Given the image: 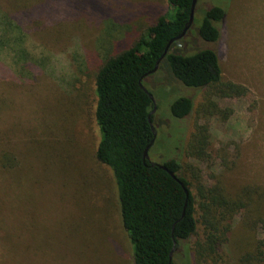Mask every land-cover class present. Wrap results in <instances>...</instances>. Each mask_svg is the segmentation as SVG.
Segmentation results:
<instances>
[{
	"label": "rangeland",
	"instance_id": "obj_1",
	"mask_svg": "<svg viewBox=\"0 0 264 264\" xmlns=\"http://www.w3.org/2000/svg\"><path fill=\"white\" fill-rule=\"evenodd\" d=\"M43 1L6 3L26 7ZM118 1L132 4L138 12L123 11L129 32L115 49L128 45L168 4V0ZM212 6L226 9L215 44L198 34L203 14ZM197 11L201 14L195 15L188 34L174 43L172 52L192 54L214 48L224 78L249 92L218 100L220 107L232 110L228 119L204 120L214 153L228 145V165L219 156L210 168L190 162L205 178L209 172H223L230 187L252 183L264 188V0H199ZM100 28L105 29L104 23ZM101 34L92 27L82 28L67 40L45 38V46L38 37L26 34V50L48 56L49 63L44 71L33 70L25 78L14 73L17 67L11 54L0 52V155L13 157L10 166L0 165V264H132L126 233L120 223L114 225L116 215L112 220L105 210L108 186H113L105 180L110 172L92 158L97 131L86 96L93 92L92 70L103 57ZM81 77L82 85L72 89L70 84ZM143 86L155 107L151 125L156 138L148 155L160 164L178 156L194 121V114L173 117L171 103L179 97L197 103L203 93L177 81L167 62L145 77ZM255 231L258 237L260 229ZM196 239L189 240V247ZM174 252V264H196L185 255V247ZM219 254L218 264H241L226 248Z\"/></svg>",
	"mask_w": 264,
	"mask_h": 264
},
{
	"label": "trees",
	"instance_id": "obj_2",
	"mask_svg": "<svg viewBox=\"0 0 264 264\" xmlns=\"http://www.w3.org/2000/svg\"><path fill=\"white\" fill-rule=\"evenodd\" d=\"M6 1L0 0V52L11 54L17 67L14 73L19 78L28 77L33 70L44 71L49 63L48 56L38 57L26 50V34L38 37L45 46V38L59 42L65 36L67 40L82 28L92 27L102 33L98 43L103 57L92 70L93 92L86 96L97 131L92 158L110 172L112 180H105L112 182L113 188L108 186L105 210L112 220L116 215L118 223L113 220L114 225L120 223L126 233L132 264H174V251L183 247L185 255L196 264H218L224 248L233 261L264 264V188L252 183L230 187L223 172H209L205 178L202 170L190 162L210 168L219 156L223 165H228V145L214 153L209 125L204 120L228 119L232 110L220 107L218 100L249 92L245 86L224 78L214 48L192 54L172 52L174 43L188 34L195 15L201 14L197 11L199 0L191 26L168 46L162 59L168 43L188 23L192 0H168L163 14L128 45L116 49L115 43L123 42L121 39L129 32L123 11L137 15L132 4L118 0H44L19 7L16 3L9 6ZM225 16L222 6L207 9L198 29L199 37L217 43ZM101 23L105 29L100 28ZM159 59L156 71L162 62H167L177 81L203 93L197 103L191 97H179L170 105V113L177 119L194 114L192 129L178 156L160 163L176 178L143 158L144 149L153 138L150 123L154 113L149 114L154 103L140 85L156 72L145 76ZM87 71L89 76L91 70ZM83 82L82 77L77 78L70 86L78 89L76 85ZM11 162L10 155H0L3 168ZM257 228L258 237L253 233ZM194 236L197 239L189 247L187 243Z\"/></svg>",
	"mask_w": 264,
	"mask_h": 264
},
{
	"label": "water",
	"instance_id": "obj_3",
	"mask_svg": "<svg viewBox=\"0 0 264 264\" xmlns=\"http://www.w3.org/2000/svg\"><path fill=\"white\" fill-rule=\"evenodd\" d=\"M196 2H197V0H192L189 21H188V23L186 24L185 28L183 29V31H182L177 37L173 38V40H171V41L168 43V45H167V47L165 48V51H164V53H163V55L161 56L160 59H162V58L164 57V55L167 53L168 46H169L173 41H175V40L180 39L181 37H183V36L185 35L186 31H187V30L189 29V27L191 26L192 21H193V11H194V8H195V5H196ZM160 59L156 62V65H155V67L153 68V70H152L151 72L147 73L145 76H147V75H149V74H151V73H153V72L156 71ZM140 86H141V87L147 92V90H146V88L143 86V84H141ZM147 93H148V92H147ZM148 95H149V97L151 98V100H152V102H153V99H152L151 95H150L149 93H148ZM154 110H155V107H154L153 110L150 112L149 116H150L151 114L154 113ZM150 124H151V123H150ZM151 130H152V133H153V138H152V140L149 142V144L146 146V148L144 149V152H143V158H144L145 160H148L149 163H150V165H152V166H158V167H160V168L166 170V171H167L172 177L176 178V177H175V174L172 173V172H170V171H168L163 165H161V164H159V163H154V162H151V161H150V159H149V155H148V151L150 150L151 146H152L153 143H154V137H155V134H156V133H155V130H154V128H153L152 125H151ZM182 186H183V185H182ZM174 250H175V248H173L172 251L170 252V258H171V256H172V253H173Z\"/></svg>",
	"mask_w": 264,
	"mask_h": 264
}]
</instances>
